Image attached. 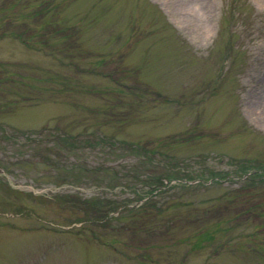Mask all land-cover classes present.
Listing matches in <instances>:
<instances>
[{
  "label": "rangeland",
  "instance_id": "obj_1",
  "mask_svg": "<svg viewBox=\"0 0 264 264\" xmlns=\"http://www.w3.org/2000/svg\"><path fill=\"white\" fill-rule=\"evenodd\" d=\"M257 172L264 0H0V264H264Z\"/></svg>",
  "mask_w": 264,
  "mask_h": 264
},
{
  "label": "trees",
  "instance_id": "obj_2",
  "mask_svg": "<svg viewBox=\"0 0 264 264\" xmlns=\"http://www.w3.org/2000/svg\"><path fill=\"white\" fill-rule=\"evenodd\" d=\"M43 10V9H42ZM24 42H26V41H24ZM251 176H260V177H264V173H259V172H257V173H255V174H251ZM171 181L172 180H168L167 182H165V181H161V185L162 186H167L168 185V183H171ZM187 183H184V185H186ZM163 190V189H162ZM162 190H160L159 191V187L158 188H156V189H154V190H152L149 194H151V193H153V192H156V191H159L158 193H160ZM163 192V191H162ZM144 199V198H143ZM149 199V198H148ZM147 199V200H148ZM141 207V206H140Z\"/></svg>",
  "mask_w": 264,
  "mask_h": 264
}]
</instances>
